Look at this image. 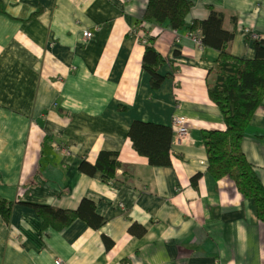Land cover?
<instances>
[{"label":"crops","instance_id":"obj_1","mask_svg":"<svg viewBox=\"0 0 264 264\" xmlns=\"http://www.w3.org/2000/svg\"><path fill=\"white\" fill-rule=\"evenodd\" d=\"M189 1L188 24L214 9L235 32L231 54L255 57L264 0ZM148 4L0 0V198L13 203L8 223L0 214V264H264V223L253 201L207 170L204 131L224 124L207 96L219 53L188 29L143 22ZM85 31L94 35L89 44ZM147 35L166 63L162 74H170L159 90L142 65ZM176 115L187 118L181 142ZM137 120L173 128L170 166L153 167L134 149L128 135ZM260 135L264 103L243 139L264 184ZM105 150L118 152L122 164L113 184L81 170ZM83 199L105 219L102 227L76 219L61 230L42 228L30 206L77 209Z\"/></svg>","mask_w":264,"mask_h":264},{"label":"trees","instance_id":"obj_2","mask_svg":"<svg viewBox=\"0 0 264 264\" xmlns=\"http://www.w3.org/2000/svg\"><path fill=\"white\" fill-rule=\"evenodd\" d=\"M191 7L189 0H149L143 22H169L174 30L188 29L189 33L201 36V44L205 49H214L219 53L207 80V96L220 108L224 124L220 129L204 131L207 170L217 181L226 177L233 180L238 191L253 201L257 215L264 223V184L243 150V139L251 121L264 103V41L255 43L254 58L235 56L230 52L235 32L224 28V15L211 9L206 20H194L192 24H188L186 19ZM155 40L150 35L143 38L146 46L142 65L151 76L152 90H159L170 74H162L166 63L155 50ZM173 136L174 130L170 126L139 120L132 123L128 135L134 149L147 157L153 167L172 164ZM260 137L264 138V135ZM121 166L119 153L105 150L99 153L95 164L83 161L81 170L90 176L100 171L104 180L113 184ZM200 176L199 173L193 177L194 186H197ZM129 180L130 175L125 174L120 182L126 184ZM30 206L41 219L42 228L61 230L76 219L86 221L95 229L105 223V219L96 212L93 202L88 199H83L77 209L39 204ZM12 208V202L0 198V214L7 223L12 215ZM134 230L138 235L143 233L135 228ZM104 239L110 247L111 241L107 237Z\"/></svg>","mask_w":264,"mask_h":264},{"label":"built area","instance_id":"obj_3","mask_svg":"<svg viewBox=\"0 0 264 264\" xmlns=\"http://www.w3.org/2000/svg\"><path fill=\"white\" fill-rule=\"evenodd\" d=\"M93 33L91 31H85L84 37L86 39V43H90L93 39ZM247 36L251 38L252 40H259L261 36L259 34H256L250 30H247ZM188 37L192 38L195 42H197L199 45L201 44V36L199 34H190ZM187 118L184 115H176L173 118V127L176 130V141H183L187 139L188 136V129L186 126ZM57 264H64L61 259H58L56 261Z\"/></svg>","mask_w":264,"mask_h":264}]
</instances>
